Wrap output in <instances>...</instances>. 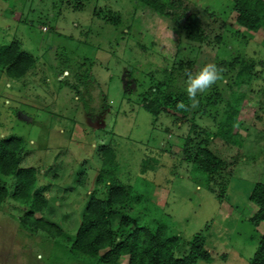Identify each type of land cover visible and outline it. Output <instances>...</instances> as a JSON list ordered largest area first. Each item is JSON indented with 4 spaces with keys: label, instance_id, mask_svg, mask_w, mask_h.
Segmentation results:
<instances>
[{
    "label": "rangeland",
    "instance_id": "374dc122",
    "mask_svg": "<svg viewBox=\"0 0 264 264\" xmlns=\"http://www.w3.org/2000/svg\"><path fill=\"white\" fill-rule=\"evenodd\" d=\"M175 1L201 17V41L136 0H0V51L17 42L33 58L20 78L0 68V137L24 139L20 166L36 169L42 216L62 230L30 231L20 220L27 207L9 196L0 206V264H99L75 255L70 238L89 200L106 198L114 182L130 191L114 227L124 212V230L165 224L185 251L202 237L212 260L196 264H249L264 235L249 199L264 182V24L239 27L234 0ZM210 62L220 79L185 116L145 109L186 93V73ZM247 63L253 77L238 87ZM238 90L239 146L218 134ZM203 138L229 162L211 177L188 158Z\"/></svg>",
    "mask_w": 264,
    "mask_h": 264
},
{
    "label": "trees",
    "instance_id": "16d2710c",
    "mask_svg": "<svg viewBox=\"0 0 264 264\" xmlns=\"http://www.w3.org/2000/svg\"><path fill=\"white\" fill-rule=\"evenodd\" d=\"M163 16L174 21L176 26L183 25L187 36L194 41H201L202 19L194 11L177 4L175 0H136ZM239 27L247 31H257L264 24V0H234ZM180 19H183L181 23ZM182 27V26H181ZM33 63L30 54L19 49L17 42H12L0 51V68L12 78L23 76ZM246 65V64H245ZM251 64L239 69V77L245 72L246 82L235 80L240 87L248 84L253 77ZM235 103H228L227 114L220 124V134L227 142L241 145L239 118L240 100L245 96L243 91H235ZM178 102L186 107L180 109ZM145 109L154 115L161 112L185 116L190 109V99L184 92L165 94L161 101L146 102ZM206 138L197 143L188 158H193L197 169L208 177L226 169L229 162L208 147ZM24 139L20 136L0 137V206L6 203L10 196L19 200L27 207L20 217L24 227L36 232L42 229L54 236L62 232L59 226L43 218L46 206L45 195L37 190V172L33 167H21V153ZM106 159H112V151L105 150ZM13 180V186L7 178ZM130 191L124 185L112 183L108 188L106 198L92 197L82 214L78 230L71 240V251L83 259H89L99 264H196L198 259L211 261L212 256L204 246L202 237H194L190 241L189 250L185 251L180 237L170 235L165 224L155 228L136 224L129 230L122 225L126 220L124 212L122 223L117 227L112 224V218L117 208L123 209L129 199ZM249 199L257 205V210L251 217L252 224L264 221V182H256L250 192ZM40 213L39 215H35ZM125 259V262H123ZM249 264H264V235L258 241L256 250Z\"/></svg>",
    "mask_w": 264,
    "mask_h": 264
},
{
    "label": "clouds",
    "instance_id": "9594fccd",
    "mask_svg": "<svg viewBox=\"0 0 264 264\" xmlns=\"http://www.w3.org/2000/svg\"><path fill=\"white\" fill-rule=\"evenodd\" d=\"M221 69L215 63H207L195 72L188 71L185 91L193 104L197 102V94L203 93L218 79H220ZM177 107L183 109L186 105L178 102Z\"/></svg>",
    "mask_w": 264,
    "mask_h": 264
}]
</instances>
